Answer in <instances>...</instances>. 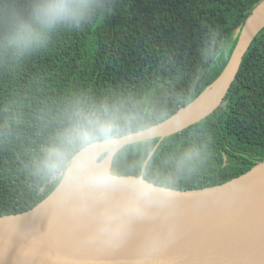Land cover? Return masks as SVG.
Returning a JSON list of instances; mask_svg holds the SVG:
<instances>
[{
  "label": "trees",
  "instance_id": "16d2710c",
  "mask_svg": "<svg viewBox=\"0 0 264 264\" xmlns=\"http://www.w3.org/2000/svg\"><path fill=\"white\" fill-rule=\"evenodd\" d=\"M261 1L96 0L78 23L34 24L41 42L25 45L15 27L31 19L35 0H0V215L28 210L55 189L72 155L55 173L38 162L76 123L111 120V137H119L193 101L222 73L236 28ZM213 44L217 55L206 58ZM263 159L264 28L220 107L173 135L123 147L111 171L192 189L226 182Z\"/></svg>",
  "mask_w": 264,
  "mask_h": 264
},
{
  "label": "water",
  "instance_id": "95a60500",
  "mask_svg": "<svg viewBox=\"0 0 264 264\" xmlns=\"http://www.w3.org/2000/svg\"><path fill=\"white\" fill-rule=\"evenodd\" d=\"M263 28L264 0L236 28L238 40L222 73L193 101L152 126L96 141L102 150L96 163L107 159L112 177L138 179L143 186L170 198L163 205L149 206L144 218L133 219L119 247L102 246L90 241L89 236L101 212H95L96 206L104 205L103 210L116 207L132 197L131 189H103V184L91 180L94 186L100 185V190L88 189L84 205L76 190L84 166H73L71 159L59 184L42 201L25 211L0 215V264H264V159L226 182L192 189H175L143 175H116L111 171L114 157L123 147L173 135L220 107L245 54ZM217 211L220 221L207 218L210 223L207 221L198 232H189L180 221ZM169 225L175 229L167 247L148 252L145 237L165 232Z\"/></svg>",
  "mask_w": 264,
  "mask_h": 264
},
{
  "label": "clouds",
  "instance_id": "9594fccd",
  "mask_svg": "<svg viewBox=\"0 0 264 264\" xmlns=\"http://www.w3.org/2000/svg\"><path fill=\"white\" fill-rule=\"evenodd\" d=\"M96 8V0H35L30 12V20L20 19L15 27V36L23 44L40 43V29L51 30L64 22L78 23ZM217 55L214 44L211 46L210 59ZM115 126L113 121L98 117H88L66 129L59 140L54 142L40 158L38 167L46 173H55L66 163V156L71 154V163L83 167L87 159L99 153L97 138L110 139ZM93 183L111 185L115 181L107 173L92 178ZM132 197L116 207L102 210L96 220L95 228L89 240L105 247H119L127 237L133 219L148 215L151 205H163L167 201L148 186L130 185ZM175 226L169 225L165 232L149 233L144 240V247L154 253L163 250L169 244Z\"/></svg>",
  "mask_w": 264,
  "mask_h": 264
},
{
  "label": "bare ground",
  "instance_id": "6f19581e",
  "mask_svg": "<svg viewBox=\"0 0 264 264\" xmlns=\"http://www.w3.org/2000/svg\"><path fill=\"white\" fill-rule=\"evenodd\" d=\"M102 150L99 151L98 154L94 155L91 157L90 160L87 161V164L84 165V168L81 170V178H79L78 183L76 185V190L78 191V193H81V202L84 204L86 203V199L84 198L85 195H87L88 189L91 188H95L97 190H100V185L98 186H94L93 183H91L90 181L92 180L93 175H98L101 173H107L110 177H112L109 172L107 171V159L104 160L103 162L101 161V163H96V157L101 153ZM87 178V179H86ZM113 180L115 181L113 184L111 185H103V189H110V188H122L125 186H129L130 185H134L133 183H137V185H144L140 180L138 179H129V180H123V179H118L115 177H112ZM132 182H129V181ZM85 194V195H84ZM162 197H164L165 199H170L167 196H164L162 194H160ZM105 199V198H104ZM86 205V204H84ZM103 207H105L104 205H97L95 208V212H99L103 210ZM217 221L221 218L220 213L217 211L213 214L211 213H205L202 216H198L195 218H191L188 217L187 219H182L180 220L181 223H183V228L185 229H189V232H198L200 230H202L203 227H205L208 222L210 223V221ZM208 221V222H207ZM220 221V220H219ZM218 221V222H219ZM218 222H216L215 224H217Z\"/></svg>",
  "mask_w": 264,
  "mask_h": 264
}]
</instances>
